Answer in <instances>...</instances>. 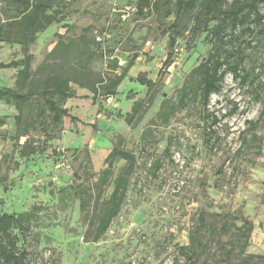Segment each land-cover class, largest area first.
I'll return each instance as SVG.
<instances>
[{"label": "rangeland", "instance_id": "rangeland-1", "mask_svg": "<svg viewBox=\"0 0 264 264\" xmlns=\"http://www.w3.org/2000/svg\"><path fill=\"white\" fill-rule=\"evenodd\" d=\"M42 1L64 20L41 26L28 45L31 69L40 80L55 69L40 65L55 46L56 34L76 39L87 26L86 39L97 42L90 41L93 78L112 74L115 60L114 74L136 57L115 96L92 103L84 97L88 90L72 85L76 97L64 106L76 122L65 116L56 125L49 118L39 124L35 112L27 117L24 127L37 148L34 154L20 155L26 136L12 138L17 111L0 100V176L6 187L0 186V211L35 213L29 233L14 231L18 247L28 252V264H186L189 254L195 264H264L249 258L264 256L263 25L250 24L251 33L244 27L236 30L234 45L246 55L241 71L248 74L245 82L227 73L221 91L211 94L205 107L194 92L186 106L178 107L182 85L196 90V79L189 75L211 49L208 30L195 20V11L176 18V0H150L147 15L126 9L137 0H116L115 6L114 0ZM259 12L264 16V4ZM20 17L10 0H0V25L7 24L3 31L16 30ZM76 55L73 49L67 58ZM167 56L168 67L163 63ZM22 57L21 44L0 41V64ZM18 68L0 66V86L16 88ZM137 76L155 83L146 87ZM134 104L136 113L127 122ZM161 107L175 108L167 122ZM118 140L136 154L137 166L120 212L93 242L71 184L83 183L93 191V173L105 166L112 142ZM60 153L66 159L63 166ZM156 159L162 166L155 176ZM122 164L117 162L116 168ZM110 191L111 186L104 197ZM244 220L252 229L242 249ZM182 246L189 248L182 252Z\"/></svg>", "mask_w": 264, "mask_h": 264}, {"label": "trees", "instance_id": "trees-1", "mask_svg": "<svg viewBox=\"0 0 264 264\" xmlns=\"http://www.w3.org/2000/svg\"><path fill=\"white\" fill-rule=\"evenodd\" d=\"M15 6L20 18H18L16 30L3 31L4 24L0 25V41H16L23 47V57L19 60H11L7 63H1V67H17L15 77L16 88L0 86V100L11 103L17 113L14 116L16 126L15 135L12 137L18 141L20 137L26 136V140L20 145L19 153L21 156H27L37 152L36 146L29 143V131L24 127L27 117H31L35 112V118L43 123L49 118L51 124L56 125L62 118L67 116L71 122H76L77 118L70 114L69 109L64 106V102L72 97H76L75 85L79 89L89 91L88 97L92 103H97L101 97L115 96L118 94L117 86L126 77L130 67L134 64L136 56L128 59L127 64L122 66L119 72H113L116 68V60L112 68V74L100 75L93 78L89 70V64L95 57V52L90 48V41L95 42V38L86 39L87 32L91 26L82 29V34L74 39L56 34L57 41L55 46L44 58L40 68H55L43 79L36 77V71L31 69V56L28 52V45L32 42L35 32L45 24L51 22H60L64 16L57 15V9L51 3L45 4L42 0H10ZM264 4V0H176L175 17H179L195 11L194 18L204 29L208 30L211 49L197 66L193 68L189 75V80L196 79V90L192 91L193 86L184 83L180 89L178 98V107H184L191 92L194 96L199 95L200 102L205 107L210 95L219 93L222 89V82L227 73L233 77L239 78L245 82L248 78L247 72L241 74L244 70L243 63L245 53L243 48L234 45L237 39L236 30L244 27L246 32L251 33L253 28L249 25H263V15L259 12V7ZM156 7V4L154 3ZM47 11H50L47 13ZM134 11L139 14H149L151 11L150 0H137ZM214 22L212 26H209ZM174 26V25H173ZM66 39V40H64ZM175 42L174 38L170 40V46ZM75 50L77 55L68 59L67 55L71 50ZM103 56L102 51H96ZM110 53V51H109ZM83 58L82 59H78ZM58 59V60H57ZM70 60L68 65L66 61ZM164 65H170L169 56L164 60ZM135 80L146 87H151L155 81L137 76ZM41 99V102H40ZM35 104V108L32 105ZM136 104L132 107V112L125 119L131 122L130 117L136 113ZM175 108L165 111L162 107L159 113L164 122H167L171 112ZM48 112V114H46ZM264 113V108H263ZM211 123H216V118H212ZM95 127V126H93ZM166 153L169 148H166ZM62 154L58 155L60 161ZM4 158V162H5ZM123 161V164L116 168V163ZM18 165V162H14ZM105 166L98 172L93 184L94 190L83 183H73L71 188L78 199V206L81 220L87 224V234L91 236L93 242L99 241L107 232L112 220L120 212L129 188L130 178L137 166L136 154L121 145V141L112 142V147L104 159ZM162 166L160 159L154 160L152 164V174L157 175ZM116 170V173L114 174ZM5 177L0 176V186L6 189ZM111 186L108 197L104 193ZM0 199V204H2ZM35 213L30 211H0V264H28V252L18 247V239L15 230L19 232H30L31 221ZM252 225L244 220L240 228L242 236V249L248 243L249 232ZM194 239V237H193ZM192 243V242H191ZM190 246V245H189ZM189 246H182V252L187 251ZM258 258L264 260L262 255H250L249 258ZM186 264H195L192 254L187 257Z\"/></svg>", "mask_w": 264, "mask_h": 264}, {"label": "built area", "instance_id": "built-area-1", "mask_svg": "<svg viewBox=\"0 0 264 264\" xmlns=\"http://www.w3.org/2000/svg\"><path fill=\"white\" fill-rule=\"evenodd\" d=\"M113 5L114 6L116 5V0H114ZM126 9L132 11V10H134V7H126ZM121 16H122V18H125L126 14H122ZM61 154H62V156H61V159L59 161L60 162L59 164L63 166L65 164V162H66V159L64 157V154L63 153H61Z\"/></svg>", "mask_w": 264, "mask_h": 264}, {"label": "crops", "instance_id": "crops-1", "mask_svg": "<svg viewBox=\"0 0 264 264\" xmlns=\"http://www.w3.org/2000/svg\"><path fill=\"white\" fill-rule=\"evenodd\" d=\"M81 90V89H80ZM82 91H83V89H82ZM84 93H86V92H84Z\"/></svg>", "mask_w": 264, "mask_h": 264}]
</instances>
